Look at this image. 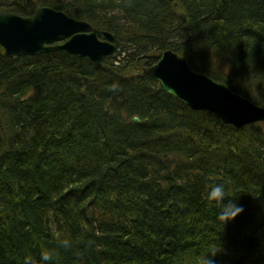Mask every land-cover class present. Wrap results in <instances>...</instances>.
<instances>
[{"label": "trees", "instance_id": "obj_1", "mask_svg": "<svg viewBox=\"0 0 264 264\" xmlns=\"http://www.w3.org/2000/svg\"><path fill=\"white\" fill-rule=\"evenodd\" d=\"M41 6L110 31L115 50L96 63L0 47V264L43 250L50 264H202L219 246L215 264H264V122L221 124L141 72L171 49L264 107V0H0ZM217 183L243 209L223 227Z\"/></svg>", "mask_w": 264, "mask_h": 264}, {"label": "water", "instance_id": "obj_2", "mask_svg": "<svg viewBox=\"0 0 264 264\" xmlns=\"http://www.w3.org/2000/svg\"><path fill=\"white\" fill-rule=\"evenodd\" d=\"M0 47L8 57L58 51L96 63L115 50L110 31L94 28L48 6L38 7L27 17L0 9ZM141 72L191 109L213 113L221 124L240 129L264 122V107L193 70L184 57L171 49L162 51L158 60Z\"/></svg>", "mask_w": 264, "mask_h": 264}, {"label": "clouds", "instance_id": "obj_3", "mask_svg": "<svg viewBox=\"0 0 264 264\" xmlns=\"http://www.w3.org/2000/svg\"><path fill=\"white\" fill-rule=\"evenodd\" d=\"M115 87V86H113ZM230 195L226 192V186L223 183H217L210 187L206 194V199L208 202H214L219 206V210L216 214L217 222L223 225L232 220L236 215L243 211L242 207H239L234 200H226V197ZM60 247L65 249L71 246L68 239H61L57 237ZM222 249L220 246L210 253L206 254L202 264H215V261L211 258L214 257ZM53 260V253L47 250H43L40 254V264H50ZM24 264H35L32 257L28 256L24 258Z\"/></svg>", "mask_w": 264, "mask_h": 264}]
</instances>
